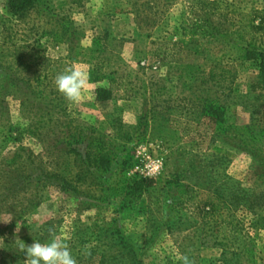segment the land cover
Segmentation results:
<instances>
[{
  "label": "rangeland",
  "instance_id": "1",
  "mask_svg": "<svg viewBox=\"0 0 264 264\" xmlns=\"http://www.w3.org/2000/svg\"><path fill=\"white\" fill-rule=\"evenodd\" d=\"M252 9L264 19V0H36L17 20L0 0V264L53 237L76 264H264ZM150 41L182 42L185 62ZM69 66L86 74L76 102L54 83ZM96 66L117 81L104 100Z\"/></svg>",
  "mask_w": 264,
  "mask_h": 264
},
{
  "label": "clouds",
  "instance_id": "2",
  "mask_svg": "<svg viewBox=\"0 0 264 264\" xmlns=\"http://www.w3.org/2000/svg\"><path fill=\"white\" fill-rule=\"evenodd\" d=\"M57 91L69 102H76L81 97V90L86 84V74L77 67L69 66L54 80ZM27 264H76L69 245L63 238L53 237L47 243L33 242L24 244L21 249ZM182 264H190L187 256L180 257Z\"/></svg>",
  "mask_w": 264,
  "mask_h": 264
},
{
  "label": "trees",
  "instance_id": "3",
  "mask_svg": "<svg viewBox=\"0 0 264 264\" xmlns=\"http://www.w3.org/2000/svg\"><path fill=\"white\" fill-rule=\"evenodd\" d=\"M36 0H8V12L11 16H13L15 19L20 20L25 18L28 12V8L32 7L33 4H35ZM262 11L257 9H252L251 13V20L254 19L256 16H260L259 22H263V16L261 15ZM73 33V32H70ZM101 40V37H97L95 41L99 44ZM150 44L153 47L152 52L153 55L161 62L166 63H172V62H185V59L181 56L185 50V45L182 44V42H174V41H150ZM101 47V46H100ZM102 49V48H101ZM173 50V53L170 51ZM13 52V51H12ZM185 52H189L186 50ZM4 53H0V57L3 56ZM8 55V54H6ZM5 55V56H6ZM174 55H178L177 57H174ZM12 60L16 61V57H14V53H12ZM8 62V66H11L10 61ZM100 66H96L92 69L90 73V78L92 81L95 82H102L103 80L108 83L106 87L104 86H98L95 89L96 92V98H100L101 100H104L106 98L111 97L113 93V85L117 83L116 79L114 77L110 76L109 74L101 73ZM65 70V69H64ZM64 70L58 71V74L63 73ZM211 71V70H210ZM213 76V73L210 72V77ZM40 79L39 77H37ZM119 99L124 97H118ZM92 150V149H91ZM88 151V155H91L92 151ZM61 183H66V181L62 180ZM63 188H65V184L62 185ZM261 196V195H260ZM260 196H256L255 200L260 199ZM229 204H226L224 207H228Z\"/></svg>",
  "mask_w": 264,
  "mask_h": 264
},
{
  "label": "built area",
  "instance_id": "4",
  "mask_svg": "<svg viewBox=\"0 0 264 264\" xmlns=\"http://www.w3.org/2000/svg\"><path fill=\"white\" fill-rule=\"evenodd\" d=\"M162 168V161L159 158L148 160L144 163L143 167L140 169L141 175L143 177H152L160 172Z\"/></svg>",
  "mask_w": 264,
  "mask_h": 264
}]
</instances>
